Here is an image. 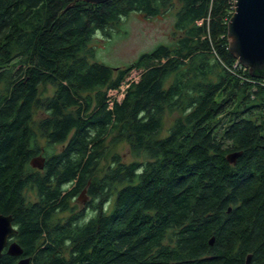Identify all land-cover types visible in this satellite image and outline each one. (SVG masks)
<instances>
[{
    "label": "trees",
    "instance_id": "obj_1",
    "mask_svg": "<svg viewBox=\"0 0 264 264\" xmlns=\"http://www.w3.org/2000/svg\"><path fill=\"white\" fill-rule=\"evenodd\" d=\"M179 2L175 41L114 68L94 59V36L174 0H0V213L34 264H264V78L229 49L235 0ZM36 109L47 115L34 129ZM168 111L178 116L163 136ZM120 141L133 159L114 154L99 175ZM84 190L99 214L81 228L86 210L71 204Z\"/></svg>",
    "mask_w": 264,
    "mask_h": 264
},
{
    "label": "rangeland",
    "instance_id": "obj_2",
    "mask_svg": "<svg viewBox=\"0 0 264 264\" xmlns=\"http://www.w3.org/2000/svg\"><path fill=\"white\" fill-rule=\"evenodd\" d=\"M175 6L168 13L163 16L147 17L141 13L133 12L127 17H123L120 25L112 28V35L107 38L102 33H97L93 38V44L96 45L95 60L103 62L111 67H126L136 62L139 56L151 51L157 45L161 43L172 44L175 38L180 34L175 31V11L180 6L179 0H174ZM92 59V60H94ZM155 63V62H154ZM150 62H144L138 66L133 67L123 84L118 89H112L109 91V97L111 100H121L124 96V92L130 81L139 78L144 67L150 65ZM18 66V65H17ZM55 91V87L52 84H45L40 86V92L42 96L52 95ZM47 114L41 109H36L34 112V129H37V123L42 116ZM178 116L177 112H167L165 115V124L162 131V135H166L172 122ZM42 145L46 143V139L41 138ZM60 149L61 147L58 146ZM119 154L126 162H130L133 159V155L130 151L129 143L126 141H120L114 145H110L107 156L102 161L98 174L101 175L110 164L112 156ZM26 196L29 200L36 199V192L32 189H27ZM112 202V201H111ZM74 207V211H80L84 205L73 201L71 204ZM112 203L108 205L110 208ZM90 209V208H89ZM86 211L88 208L85 209ZM71 211L58 212L54 221L65 220Z\"/></svg>",
    "mask_w": 264,
    "mask_h": 264
},
{
    "label": "water",
    "instance_id": "obj_3",
    "mask_svg": "<svg viewBox=\"0 0 264 264\" xmlns=\"http://www.w3.org/2000/svg\"><path fill=\"white\" fill-rule=\"evenodd\" d=\"M84 1L101 4L109 0ZM73 6L74 4L71 7ZM228 40L231 53L249 69L250 74L253 77L264 78V0H235L234 12L228 22ZM241 154L242 152L229 153L227 160L235 164ZM31 165L44 168L45 157L42 155L34 157ZM81 195L86 197V190ZM11 221V216L0 215V258L7 237L16 231L13 230ZM210 243L214 244L213 238ZM21 252L22 249L17 244L9 248L10 254L17 255ZM251 257L252 255L248 254L246 264L251 263Z\"/></svg>",
    "mask_w": 264,
    "mask_h": 264
},
{
    "label": "flooded vegetation",
    "instance_id": "obj_4",
    "mask_svg": "<svg viewBox=\"0 0 264 264\" xmlns=\"http://www.w3.org/2000/svg\"><path fill=\"white\" fill-rule=\"evenodd\" d=\"M87 193V191H86ZM82 195H78L76 198H75V202H78V203H82L84 206L82 208H80V210H83V209H86L88 208L89 204H90V201L92 200L90 198L89 195L86 194V197H81ZM72 206V205H71ZM73 207V206H72ZM74 208V207H73ZM78 212V211H77ZM0 215H5V216H11L12 217V226L15 225V232L8 236L7 237V240L5 242V245L3 247V251H2V256L1 258L5 255V254H9V256L12 257V261L14 262V264H34V259L33 257H31V255H29L24 247H23V244H22V241H21V238H20V227L18 224L15 223V220H14V217L12 214H4V213H0ZM42 243L41 241L38 242L36 245ZM19 245V247L22 249V252L20 254H17V255H13V254H10L9 253V248L12 246V245ZM0 258V260H1Z\"/></svg>",
    "mask_w": 264,
    "mask_h": 264
},
{
    "label": "clouds",
    "instance_id": "obj_5",
    "mask_svg": "<svg viewBox=\"0 0 264 264\" xmlns=\"http://www.w3.org/2000/svg\"><path fill=\"white\" fill-rule=\"evenodd\" d=\"M105 214L108 212V207L106 206L104 208ZM98 212L93 211L91 208L88 209L85 213V216L83 217L82 221L79 222V226L81 228L87 227L93 220H95L98 216ZM13 230H15V225L12 226Z\"/></svg>",
    "mask_w": 264,
    "mask_h": 264
}]
</instances>
